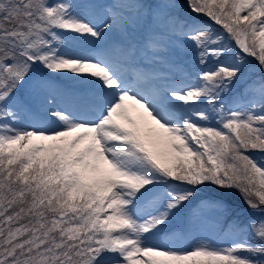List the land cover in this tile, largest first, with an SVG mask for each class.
I'll use <instances>...</instances> for the list:
<instances>
[{
	"label": "snow or ice",
	"instance_id": "6c2138e0",
	"mask_svg": "<svg viewBox=\"0 0 264 264\" xmlns=\"http://www.w3.org/2000/svg\"><path fill=\"white\" fill-rule=\"evenodd\" d=\"M0 264H264V0H0Z\"/></svg>",
	"mask_w": 264,
	"mask_h": 264
},
{
	"label": "rangeland",
	"instance_id": "374dc122",
	"mask_svg": "<svg viewBox=\"0 0 264 264\" xmlns=\"http://www.w3.org/2000/svg\"><path fill=\"white\" fill-rule=\"evenodd\" d=\"M97 2H99V3H110L111 0H97ZM177 3L180 4V5H183L184 4V0H183V3H181L180 0H177ZM178 14L183 15V8L178 9ZM214 27H217V29H219L220 26L214 25ZM185 59H187V57H185ZM251 62L253 63L252 65L256 66V68H257V71L252 73L253 78H255L256 76L260 75V73L258 71V65H256V61L252 60ZM189 67L194 69L195 66L190 64ZM235 196L236 197L233 198L235 200L234 203L236 205H239L240 208L245 209V210L250 212V210L247 209V205H245L243 203V200L240 199L239 193H237ZM238 202L241 203V204H239ZM252 215L255 216V215H258V214H252ZM249 218H252V216H250Z\"/></svg>",
	"mask_w": 264,
	"mask_h": 264
},
{
	"label": "trees",
	"instance_id": "16d2710c",
	"mask_svg": "<svg viewBox=\"0 0 264 264\" xmlns=\"http://www.w3.org/2000/svg\"><path fill=\"white\" fill-rule=\"evenodd\" d=\"M236 197V196H235Z\"/></svg>",
	"mask_w": 264,
	"mask_h": 264
}]
</instances>
